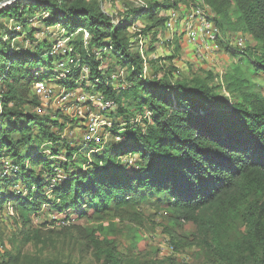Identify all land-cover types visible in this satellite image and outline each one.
I'll use <instances>...</instances> for the list:
<instances>
[{"label":"trees","instance_id":"1","mask_svg":"<svg viewBox=\"0 0 264 264\" xmlns=\"http://www.w3.org/2000/svg\"><path fill=\"white\" fill-rule=\"evenodd\" d=\"M179 3L210 8L223 35L236 27L253 37L257 44L244 50L223 43L220 35L214 40L244 60L245 72L235 64L217 84L209 70L206 77L181 76L161 64V76L156 70L153 77L144 74L145 60L132 49L128 28L142 18L150 25L141 34L155 36L166 20L161 12ZM29 19L63 28L76 61L65 77L55 70L61 56L51 54V44L24 48L13 42L18 34L5 35L3 21L27 26ZM83 31L89 34L86 46ZM110 57L125 70L124 85L112 84L110 66H104ZM254 78L264 81V0H148L118 21L96 0H13L0 6V210L10 205L24 226L47 207L69 226L72 215L125 218L129 208L163 195L173 220L195 225L186 244L198 247L206 264H264V83L255 89ZM45 80L68 90L85 86L111 99L116 108L109 115L126 123L115 121L120 140L94 148L89 141L70 145L54 130L65 126L57 118L9 105ZM220 85L227 94L217 90ZM136 112H148L142 124L128 121ZM18 182L24 189L10 190ZM79 229L98 264H121L114 239ZM97 229L105 231L102 223ZM19 256L6 251L0 264H19ZM141 264L174 262L152 257Z\"/></svg>","mask_w":264,"mask_h":264},{"label":"rangeland","instance_id":"2","mask_svg":"<svg viewBox=\"0 0 264 264\" xmlns=\"http://www.w3.org/2000/svg\"><path fill=\"white\" fill-rule=\"evenodd\" d=\"M96 1L100 2L101 9L104 12L113 15L115 20L118 21L122 18V15L132 9L140 8L148 0ZM8 3H10V0H0V6ZM195 5L198 4L187 6L184 3H179L176 9L179 16L178 20H181L188 10L197 7ZM169 10L171 9L161 12V14L166 16ZM205 12L213 16L210 8H207ZM29 21L27 26H22L21 23L13 20L3 21V26L7 32L5 35L11 34L14 36L18 34L13 42H17L20 47L24 48H29L33 44L53 45L61 35L59 24L45 26L38 19H29ZM179 21L171 27L165 21L160 29L153 30L157 31L155 36L141 34L144 26L150 25V22L142 18L136 19L128 28L132 49L139 52L145 60V75L153 77L156 70L157 75L161 76V69L158 66L162 64V69L166 67V69L174 68L179 70L181 76L192 74L204 76V73L209 70L212 73L211 83L217 84L221 82L226 72L231 73L233 71L235 64H238L244 72L247 70L243 59L232 56L217 41V45L215 44L208 49L204 46H198L197 42H190L195 45L191 46L186 42L188 32L182 29ZM31 31L33 35L29 38L28 33ZM219 35L223 43H227L235 49H252L257 44L248 32L236 27L226 30L224 35L222 33H219ZM176 46L179 47L176 48ZM237 54L239 57L243 56L239 52ZM151 61L154 63H151ZM104 63L105 68L110 66V74L114 73L119 67L115 64L113 58L106 59ZM119 71L117 76L122 78L125 70L120 68ZM171 71L173 72V70ZM179 72L174 71L172 75L178 76ZM120 81L121 79H115L112 83L118 85ZM44 82L54 92L65 89L55 80H45ZM252 82H254L255 89H258L259 85L264 83L263 80L255 78ZM86 84L89 85L88 82ZM85 88V86L78 88L77 92L82 89L85 91L90 90ZM217 90L220 93L227 94L221 88V85L219 88L217 87ZM14 104L23 109L24 112L47 114L49 117L57 118L65 126L61 131H58L55 127L54 130L70 145L86 142L81 135L86 116L78 113L73 104L66 105L69 108L68 110L58 108L52 102H49L46 106L41 105L40 100L34 94L33 87L26 94V98L17 97L9 105ZM145 116L147 114L142 115L136 112L128 121L142 124ZM111 119V126L99 130L95 138L88 140L94 144L93 148L96 146L102 147L104 144H113L120 140L119 132H121V128L113 129L115 121L118 120L119 124L122 125L126 123L121 121L119 117L117 119L112 116ZM8 158V156H4L1 162H3L7 171H10L12 165ZM59 158L63 160L62 157ZM22 189H24V185L20 182L10 186V190L14 192H19ZM166 198L163 195H159V197L152 196L148 198V202L129 208L128 213L123 216L125 218L116 215L101 219L100 215L94 214L87 218L77 219L72 215L73 220H71L69 226L67 223L56 221V215L49 211L47 207L32 213L30 222L23 226L16 218L12 207L10 205L5 206L0 210V255L6 251L12 253L20 251L19 260L20 263L24 262V264H98L94 259L92 250L86 248L80 239L82 231L79 228L90 227L95 230V234L99 235L100 238L107 235L108 238L115 240L117 250L122 254L121 264H141L152 257H171L174 264H206L202 251L193 244H186L196 232L195 225L191 222L180 221V223H177L176 220H173L165 205ZM100 223L105 228L102 235L101 231L97 229ZM175 242H177L178 248L174 245Z\"/></svg>","mask_w":264,"mask_h":264},{"label":"built area","instance_id":"3","mask_svg":"<svg viewBox=\"0 0 264 264\" xmlns=\"http://www.w3.org/2000/svg\"><path fill=\"white\" fill-rule=\"evenodd\" d=\"M179 21L178 12L176 10H169L166 17V24L172 26L177 21L181 25L184 31H187L188 42H197L200 46L208 48L209 42H214L215 38L219 35V29L214 25L211 20V15L207 12H203L199 7H193L188 10ZM64 30L60 28V36L53 43L51 48V54L61 56L60 60H57L55 70L60 77H65L66 73L72 66L75 65L76 61L71 55L72 47L67 44V37L62 36ZM83 44L86 46L89 40V34L87 31H83L82 36ZM99 52H96L98 54ZM118 68L114 73L111 74L112 82L115 79H121L120 84L113 85L118 87L124 85L123 78H119ZM88 68L83 66L81 68L82 77H86ZM125 74V72H124ZM33 91L35 96L40 100L41 105L46 106L49 102L58 108L65 109L66 105L73 104L78 106H86L88 114L84 121V127L82 130V139L88 141L91 138H95L99 130L109 127L112 124L111 116L109 115L112 110H115L116 104L100 92H91L81 90L77 92L75 90L63 89L61 91L54 92L46 82L38 81L33 85ZM148 114V112L146 113Z\"/></svg>","mask_w":264,"mask_h":264},{"label":"crops","instance_id":"4","mask_svg":"<svg viewBox=\"0 0 264 264\" xmlns=\"http://www.w3.org/2000/svg\"><path fill=\"white\" fill-rule=\"evenodd\" d=\"M172 10H176V9H172ZM174 25V24H173ZM172 25V26H173ZM171 27V26H170ZM182 37V36H181ZM186 42H188V40H186ZM191 46H195L194 44H191L190 42H188ZM216 43H214V42H209V44H208V48H212V46L213 45H215ZM217 45V44H216ZM197 46V45H196ZM198 46H200V44H198ZM201 47V46H200ZM207 48V49H208ZM211 50H213V49H211ZM78 89V88H77ZM73 107H75V108H77V111H78V113H80V114H83V115H85V116H87V114H88V110H87V107L86 106H78V105H73ZM69 108L67 107L66 109H64V110H68ZM71 119V118H70ZM83 130V129H82ZM82 135V134H81ZM80 135V136H81Z\"/></svg>","mask_w":264,"mask_h":264},{"label":"water","instance_id":"5","mask_svg":"<svg viewBox=\"0 0 264 264\" xmlns=\"http://www.w3.org/2000/svg\"><path fill=\"white\" fill-rule=\"evenodd\" d=\"M13 1V0H10V2Z\"/></svg>","mask_w":264,"mask_h":264}]
</instances>
